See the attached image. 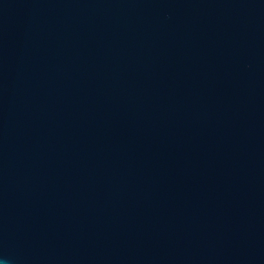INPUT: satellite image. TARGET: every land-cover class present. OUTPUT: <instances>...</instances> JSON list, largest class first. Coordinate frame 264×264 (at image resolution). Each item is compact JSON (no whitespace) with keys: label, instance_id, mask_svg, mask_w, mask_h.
Masks as SVG:
<instances>
[{"label":"water","instance_id":"water-1","mask_svg":"<svg viewBox=\"0 0 264 264\" xmlns=\"http://www.w3.org/2000/svg\"><path fill=\"white\" fill-rule=\"evenodd\" d=\"M0 264H264V0H0Z\"/></svg>","mask_w":264,"mask_h":264}]
</instances>
